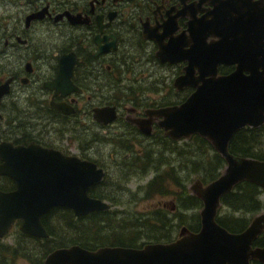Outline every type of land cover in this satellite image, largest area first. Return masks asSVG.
I'll return each instance as SVG.
<instances>
[{
  "label": "flooded vegetation",
  "instance_id": "flooded-vegetation-1",
  "mask_svg": "<svg viewBox=\"0 0 264 264\" xmlns=\"http://www.w3.org/2000/svg\"><path fill=\"white\" fill-rule=\"evenodd\" d=\"M212 10L208 1L201 0H0V87H6L0 93V143L34 145L102 170L103 176L87 195L109 203L110 208L95 212H109L112 225L132 227L127 234L116 231L123 240H135L141 247L174 240L182 226L188 232L198 231L200 224L190 228L174 219L187 209L179 207L183 196L176 181L169 184L176 177L168 169L180 152L188 151L197 134L181 139L168 136L157 111L182 104L201 84L196 79L203 66L191 63L181 50L200 37L197 21L211 20ZM243 11L238 5L227 12L238 21ZM70 17H77L73 20L77 22ZM166 23L170 24L167 33ZM201 27L206 43L220 38L213 29ZM174 39L172 49L178 52L166 54L168 59L161 61L159 48ZM186 68L191 69L194 85L177 87L175 81L186 74ZM234 70V64H219L217 75ZM188 174L194 173L188 170ZM197 179L186 186L184 196H196L190 187ZM15 189L10 177L0 175V191ZM122 196L132 201L171 198L135 211L117 208L129 204ZM67 209L57 205L44 214H62ZM236 213L242 217L241 211ZM21 222L15 219L0 240L17 232L33 236L20 230ZM146 232L161 234L147 237ZM263 234L253 247L264 246L256 243ZM254 261L250 264L260 263Z\"/></svg>",
  "mask_w": 264,
  "mask_h": 264
},
{
  "label": "water",
  "instance_id": "water-1",
  "mask_svg": "<svg viewBox=\"0 0 264 264\" xmlns=\"http://www.w3.org/2000/svg\"><path fill=\"white\" fill-rule=\"evenodd\" d=\"M204 1L213 7L212 19L198 20L197 33L201 38L197 36L191 47L181 50L191 63L203 66L196 79L201 84L194 86L195 91L182 104L157 111L163 117L160 123L168 136L181 139L197 134L225 162L215 180L203 185L197 179L190 187L202 201L199 230L188 232L182 226L176 239L141 247L105 245L89 249L70 244L51 250L43 264H250L251 259L264 264V246L252 247L264 231V211L255 214L238 232H230L216 221L221 196L237 184L249 182L264 191V161L233 155L228 149L238 130L264 124V4L263 0H201ZM238 5L244 11L235 21L227 11L236 10ZM70 19L77 22L73 21L77 17ZM169 25H164L166 33ZM201 26L218 32L215 34L220 38L206 43L205 34L199 33L203 31ZM147 33L145 29L144 34L149 36ZM174 41L159 48L161 61L178 52L172 49ZM219 64H234L235 70L219 76ZM189 69L176 79L177 87H182L179 83L194 85ZM3 88L6 89L1 86L0 93ZM0 159L4 161L0 175L10 177L16 184L14 191H0V237L10 230L15 219L22 220V232L47 237L41 217L57 205L68 207L77 216L110 207L87 195L89 187L103 176L102 170L91 162L63 157L34 145L11 143H0Z\"/></svg>",
  "mask_w": 264,
  "mask_h": 264
},
{
  "label": "trees",
  "instance_id": "trees-1",
  "mask_svg": "<svg viewBox=\"0 0 264 264\" xmlns=\"http://www.w3.org/2000/svg\"><path fill=\"white\" fill-rule=\"evenodd\" d=\"M188 148L186 153L180 152L177 155L168 169L172 173L175 171L176 178L174 179V176L171 178V184L174 185L176 181V186L180 188V196H183L179 197V207L190 210L200 206L201 202L196 196H184L187 194L185 181L180 179L177 173L180 174L183 169L190 170L205 183L215 179L218 176L216 172L222 169L224 164L222 158L213 151L211 146L197 135L189 143ZM228 149L233 155L264 161V124L258 128L246 127L237 131L230 140ZM261 193L262 191L251 183L244 182L237 185L232 192L221 198V206L228 212L219 214L216 220L230 231L241 230L250 219V217H245L246 214L252 216L264 208V203L260 198ZM186 200L187 202H185ZM222 208L220 212L223 211ZM237 211H241L244 216H236ZM183 212L178 215L179 220L180 217L183 220V223L179 221L181 224H185L182 218ZM188 218L193 222L190 225L186 224L187 226L190 228L199 226V212L190 213ZM41 219L48 232V237L40 238L17 232L14 234L13 242L3 243L0 241V264H43L44 257L51 250L70 244H79L89 249H96L104 245L139 247L135 240L126 241L117 236L116 231L124 230L122 233L126 232L127 234L133 229L132 227L119 229L117 225H112L109 212H91L87 215L75 216L70 209H67L62 214H44ZM101 221H104V224L100 225ZM163 223L169 224V220H164ZM160 234L144 233L147 237ZM256 243L264 244V234L256 240ZM18 257L24 261L17 263Z\"/></svg>",
  "mask_w": 264,
  "mask_h": 264
},
{
  "label": "rangeland",
  "instance_id": "rangeland-1",
  "mask_svg": "<svg viewBox=\"0 0 264 264\" xmlns=\"http://www.w3.org/2000/svg\"><path fill=\"white\" fill-rule=\"evenodd\" d=\"M167 157H169V155H167ZM220 172H222L221 169H219L216 172V174L219 175ZM200 175H201V173H200ZM181 176L186 179V180H184L185 181V186L190 184L191 181H193L195 178H200L197 174H193V175L188 174V170L185 171L184 173L182 171L181 172ZM169 184H171V183H169ZM167 186H168V184H167ZM170 188H173V186L170 187ZM170 198H171V196H149V197H146V198H140V199L138 198L137 201H132L134 198H132L130 196H122L121 200L125 201V203L129 202V204L128 205L123 204V205H120L121 207L117 206V208L118 209L127 208V209H135V211H137V210L141 211V210H145V209H150L152 206L156 205V203L158 201H164V200H168ZM260 198L262 199V201L264 203V193L260 196ZM185 202H187V200ZM199 207L200 206H198L196 208H191L190 210H187L186 212H183L182 218L184 219L185 224H191L193 222L190 218H188V216H189L190 213L192 214V213L198 212L199 211ZM225 211H227L226 208H224L223 211H221V214L222 213L224 214ZM260 211H264V208L261 209ZM125 212H127V211H125ZM177 213H179L178 210H177ZM124 214L125 213L120 214L121 215L120 218L123 217ZM235 215L239 216L240 213H235ZM242 216H244V215L242 214ZM245 217H251V215L250 214H246ZM174 219L177 221L176 223H179V221H181L183 223V220L181 218H180V220L178 219V217H176ZM177 227H179V225ZM177 231H178V229L175 230V232H174L175 235H177ZM13 239H14V233L6 236L5 238L1 239L0 241L3 242V243H11V242H13ZM23 261L24 260H22L20 257H18L16 259L17 263H22Z\"/></svg>",
  "mask_w": 264,
  "mask_h": 264
},
{
  "label": "bare ground",
  "instance_id": "bare-ground-1",
  "mask_svg": "<svg viewBox=\"0 0 264 264\" xmlns=\"http://www.w3.org/2000/svg\"><path fill=\"white\" fill-rule=\"evenodd\" d=\"M222 168H224V166H223ZM215 179H216V178H215ZM215 179H212L211 181H213V180H215Z\"/></svg>",
  "mask_w": 264,
  "mask_h": 264
}]
</instances>
